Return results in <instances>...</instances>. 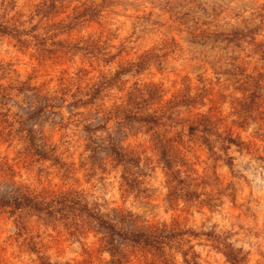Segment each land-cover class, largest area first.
I'll list each match as a JSON object with an SVG mask.
<instances>
[{
	"label": "clouds",
	"instance_id": "9594fccd",
	"mask_svg": "<svg viewBox=\"0 0 264 264\" xmlns=\"http://www.w3.org/2000/svg\"><path fill=\"white\" fill-rule=\"evenodd\" d=\"M0 264H264V0H0Z\"/></svg>",
	"mask_w": 264,
	"mask_h": 264
}]
</instances>
